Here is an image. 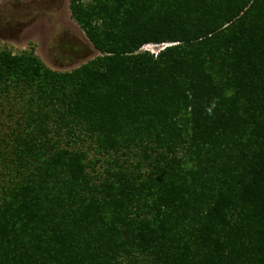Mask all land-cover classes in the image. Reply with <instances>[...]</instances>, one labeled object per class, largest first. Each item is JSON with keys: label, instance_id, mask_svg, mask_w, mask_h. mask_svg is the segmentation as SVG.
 <instances>
[{"label": "trees", "instance_id": "1", "mask_svg": "<svg viewBox=\"0 0 264 264\" xmlns=\"http://www.w3.org/2000/svg\"><path fill=\"white\" fill-rule=\"evenodd\" d=\"M69 10L80 65L0 49V264H264V0Z\"/></svg>", "mask_w": 264, "mask_h": 264}, {"label": "rangeland", "instance_id": "2", "mask_svg": "<svg viewBox=\"0 0 264 264\" xmlns=\"http://www.w3.org/2000/svg\"><path fill=\"white\" fill-rule=\"evenodd\" d=\"M1 48H32L44 65L56 70H70L98 53L71 17L69 0H0ZM148 48L157 50L158 44Z\"/></svg>", "mask_w": 264, "mask_h": 264}, {"label": "built area", "instance_id": "3", "mask_svg": "<svg viewBox=\"0 0 264 264\" xmlns=\"http://www.w3.org/2000/svg\"><path fill=\"white\" fill-rule=\"evenodd\" d=\"M151 43H148V44H145L146 46V50H148L149 48V45H150ZM169 43H167V42H162V43H159L158 44V49L157 50H150V52H152V53H156L159 49H161V48H163L164 46H166V45H168Z\"/></svg>", "mask_w": 264, "mask_h": 264}, {"label": "clouds", "instance_id": "4", "mask_svg": "<svg viewBox=\"0 0 264 264\" xmlns=\"http://www.w3.org/2000/svg\"><path fill=\"white\" fill-rule=\"evenodd\" d=\"M148 44V43H147ZM156 44H159V43H156ZM145 45V44H144Z\"/></svg>", "mask_w": 264, "mask_h": 264}]
</instances>
